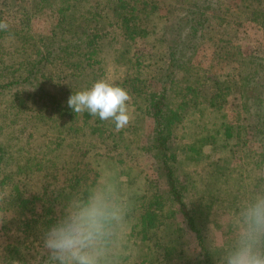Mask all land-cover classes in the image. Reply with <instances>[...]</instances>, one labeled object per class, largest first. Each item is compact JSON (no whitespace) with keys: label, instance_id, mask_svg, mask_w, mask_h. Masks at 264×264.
Masks as SVG:
<instances>
[{"label":"rangeland","instance_id":"obj_1","mask_svg":"<svg viewBox=\"0 0 264 264\" xmlns=\"http://www.w3.org/2000/svg\"><path fill=\"white\" fill-rule=\"evenodd\" d=\"M2 1L5 0H0V3ZM6 2L10 7H0V26H4L0 27V84L10 80L9 75L12 64H19L21 60V62L26 63L27 52L32 50L31 45H24L22 44L24 40L20 41L19 39L25 36L31 42V38L36 36L42 38V42L43 39L52 38L51 28L63 21L58 19L57 13L50 8L51 5L47 0H42L36 10L29 8L30 4L26 0H6ZM159 5L161 8L154 35L150 37L144 35L145 37L139 39L140 42L135 45H121L114 42L115 48L109 49L106 47L104 53L101 54V63H98L94 68L97 78L91 81L92 83H89L92 77L85 74L84 77L88 78H84L83 83L77 86L75 78L79 76L81 78L82 75H80V69L75 68V66L63 65L64 70L60 73L57 69L55 70L58 64L56 66L51 65L46 68L45 73L50 74L52 72L55 84H59L61 88L69 85L70 90L65 91L66 95H63L67 98L74 92L85 90L86 85H90L88 87L90 88L98 80L103 79L114 84L122 81L127 76L138 80L136 84L130 83L128 87V89H131L130 92L133 93L134 91L137 95L140 93L148 96L150 93L161 91L160 77L163 73L171 74L172 78H170L173 82L166 96H169L168 101L173 105L182 104V109H180L181 119L177 121L179 124L173 130L177 138L175 140L176 146L180 148L177 150V154L180 160L183 159V162H181L182 169L178 170L179 182L184 185L190 176L191 181H193L184 194L187 203L191 199L189 196H201L197 190L198 185H200L198 176H202V169L209 162L216 163L219 167H232V165L241 164L245 159L254 156L259 151L260 142L251 138L248 127L254 121V117L257 116V109L261 106L258 104L259 101H264V25L260 22L264 21V0H178L176 2L174 0H164ZM169 9H171L170 12H168ZM192 9L195 10L193 13H191ZM252 11L257 14V17H253L252 13L250 15L249 12ZM214 13L220 14L227 20L217 19ZM180 15L185 17V21L181 25L179 24ZM139 16V27H144L147 30L143 12H140ZM87 17L86 14H80L76 23L87 21ZM198 20L209 22L210 27L200 33L193 41L189 40L190 43L186 42L187 37H189L188 30L196 29ZM173 25L174 27L170 29ZM165 26L168 28L167 30H175L176 34L167 33ZM181 27L183 29H180ZM10 28L11 31H9ZM181 30V38L185 37V43L183 42L185 45L178 47L180 34L177 32ZM9 32L11 34H8ZM59 36L67 40H70L71 37L74 41L72 31L64 36ZM125 47L129 48H127L128 51L124 50ZM170 47L175 48L172 56L169 53L167 54ZM170 57L176 58L178 61L172 64ZM127 58H131V61ZM182 59H184V62L181 64ZM259 63L262 64L258 65ZM6 68L7 70H5ZM40 74H42V71L39 74L37 73V76ZM58 74H60V77H58ZM40 78H38L39 81ZM43 79L42 76L41 80L43 81ZM244 79L250 80L248 83H244ZM35 83L36 81L33 84L25 82L19 86L15 85L11 91L18 87L23 89L17 93L20 98L21 94L29 93ZM44 87L52 91L53 84L47 82L44 83ZM0 90L4 94L8 92L4 89ZM8 97L0 95V108H4ZM67 102L66 100L62 102V108L54 107L51 110L52 113L47 117L48 119L38 121V126L35 128L30 130L29 127L25 132L18 131L20 134L26 133L25 137L30 131L33 134L30 137L28 136L26 142L23 139L25 149L19 155L18 164H21L24 160L29 162L30 156H33L36 161L40 158V152L43 149L53 145L52 140L55 142L60 140L62 133H59L58 130L63 121H69L66 126L70 125V122L71 124L78 123L77 125L81 128L74 130L71 136L78 140L81 146L76 152L72 163L68 166L71 170L70 179L63 185L67 187V191L82 186L87 179L80 181L79 184L78 176H81L82 170L92 163L91 170L89 169L85 175L92 180L94 172H97L98 176L94 182L91 181L90 183L89 195L94 191H103L117 217L109 222L108 260L110 264H121L124 261L123 257L126 255L130 257L126 259L124 264H136L135 258L138 264L141 256L138 258L136 251L139 247L141 232L139 231L134 235L131 226L135 222L133 221L135 214H139L141 208L146 206L145 203L143 204L145 194L143 191L146 186L143 183L145 176L143 174H147L149 180L154 177L150 150H148V141L153 126L149 104L143 103V99L134 102L129 96L127 102V110L130 115L129 126H124L126 130L121 137H128L127 132L130 133V131H135L136 136L133 139L134 143L130 157L127 159L128 154L124 153L123 163H120L119 160L123 156L118 150L109 147L112 142H110V138L113 139L119 136L116 133L117 129L107 128L102 136H100L102 132L98 131L95 134H87L86 129L90 128V124L94 122V119L88 116L87 123L82 125L83 121L79 120L81 115L74 117L75 113L66 105ZM3 112L4 110L0 111V124L4 123ZM27 113V115H34L32 107ZM223 125L231 127V132L229 131L231 134L233 132L231 137L239 131L242 139L239 143L230 142L229 146H224L226 149L221 148L223 150H220L217 147L215 150V144H221L219 140L222 142V139L230 138V136L224 134ZM10 129H15L14 124H7L2 131L0 130L1 143L7 141V132ZM105 132L111 133L110 138H108L109 141L103 138ZM206 135H214L215 139L212 140V143H204L201 146L197 139ZM8 141L7 143L12 146L10 152L14 156H18L14 150L20 141L18 142L17 138L14 137L9 138ZM92 144L95 145L94 149H91ZM194 144L197 148L201 146V149L196 151L201 152L204 157H195L193 160L186 159L188 152L190 155L194 154L188 148V146ZM28 149L31 150L30 154H28ZM90 149L91 153L88 154ZM2 162L0 161V165H5V161ZM6 162V172L15 170L16 173L17 160L11 162L7 159ZM253 163L256 165V159L253 160ZM39 168L37 173L39 174V171L42 170L41 174H43L41 191H39L37 184L27 189V196L33 198L37 204L36 210H39L40 203L35 200V197L41 196L52 181V168L50 166L45 167L42 164ZM123 170H128L130 175L128 177L122 175L121 171ZM258 172L259 170L256 167L252 174ZM245 174L246 177L241 184L247 186L249 191L244 192V197L247 198L244 203L233 197L235 200L216 199L209 204L207 208L208 217L205 221H201L206 222L202 228L204 241H198L195 234L184 226L183 217L175 210V206L167 204L166 210L173 208L175 217L173 221L165 218L164 222L165 224H171L170 229L177 240L176 250L184 254L182 259L173 258L169 262L170 264H184L185 260L183 259L199 256L203 248H209L212 251L217 247L222 251L226 249L224 245L231 244L239 224L240 209L254 196L250 189L253 190L252 186L256 181L251 174L246 172ZM147 186L150 188L154 185ZM9 192L11 191L6 188L5 184H0V198L6 196ZM45 192L48 193L43 196L48 198L46 194L50 196V190L46 189ZM128 205L134 209L137 208V212H130L131 209L127 207ZM12 214V209L0 210V217L3 218L0 223V264H47L49 261L48 257H45L42 239L38 238L39 240L34 245L28 243L29 240H22L19 231L16 230V225L9 223ZM180 228L182 231H180ZM164 233L161 232V234ZM17 240L21 244H16L19 248L22 245L21 248L23 249L20 248L17 257H13V260L10 261L4 251L7 248L15 247ZM144 264H149V262L145 261ZM219 264H222V262Z\"/></svg>","mask_w":264,"mask_h":264},{"label":"trees","instance_id":"obj_2","mask_svg":"<svg viewBox=\"0 0 264 264\" xmlns=\"http://www.w3.org/2000/svg\"><path fill=\"white\" fill-rule=\"evenodd\" d=\"M26 1L30 4L29 8L36 10L39 8V3L42 0ZM47 1H49V4L51 5L50 8L54 9V12L57 13L59 17L58 19L60 21L63 20L62 23H57L56 26H53L51 28L52 38L43 39L42 42V38L36 36L31 38V42L26 39L27 37L25 36L20 38V41L24 40L22 41V44L31 45L32 50L31 52H27L28 57L26 63H24V61L21 62V60L19 61L20 65L17 62V64H12V70H10L9 75L11 77L10 80L4 84H0V89L8 91L4 94L3 91L0 90V95L4 97L9 96L6 99L7 103H5L4 108H0V111L4 110V123L0 124V130L2 131L7 124H14L15 129H10L7 132L6 140L8 141L9 138L14 137L17 138L18 142L20 141L14 150L15 153L18 154V156L15 155L16 157L10 152L12 146L7 143V141L0 142V161H5L4 163L6 165L7 159L11 162L17 160L16 173L15 170L6 172L5 165H0V184H5L6 188L11 191L6 196L0 198V210H13L9 223H14L16 225V230L19 231L20 238L26 241L29 240L28 243L31 245H34L39 240L38 238L42 239L47 227L65 216L74 204L86 200L90 196V183L91 181L94 182L98 176V173L94 172L93 180L86 177V172L89 169L91 170L92 167V163H90L84 170H82L81 176H78L79 184L81 183L80 181H84L85 178L87 179L82 186L80 185L76 189L67 191V187L63 185V183L70 179L69 176L71 170L68 166L72 163L76 152L81 146L79 141L71 136L73 135L74 130H79L81 127L77 125L78 123L71 124V122L70 125L66 126V123L69 121H63L58 130L59 133H62V138L56 142L52 140L53 145L49 146L47 149H43L40 152V158L35 161L33 156H30L31 158L29 162L24 160V162L18 164L19 155L25 149V142L27 141L28 136L30 137L33 135L32 131H30L28 132L27 137H25L24 135H26V133L20 134L18 131L25 132L29 127L30 130L35 128L38 126V121L48 119L47 117L52 113L51 110L54 109V107L62 108V102L64 100L68 101L69 99L63 96L65 91L70 90L69 85L61 88L59 84H55V78L53 79L52 72H50V74L45 73L47 71L46 68L58 64L55 70L57 69L61 73L64 70L62 68L63 65H67L68 67L75 66V68L80 69V75H82V79L80 76L75 78L76 85L80 86L83 83L84 78L88 77H92L91 80H89V83H92L91 81L97 78L94 73V68H96L95 66L98 63H101V54L104 53L106 47L109 49L115 48L114 42L121 45L128 44L131 46L139 43V39H142V37H150L151 35H154L157 27L156 21L161 8L159 3L164 0ZM174 1L176 2L178 0ZM1 6L10 7L6 0L0 3V7ZM170 11L171 9L168 10V12ZM194 11L195 10L192 9L191 13ZM140 12H143L144 14L147 30H145L144 27V29L139 27ZM249 13L250 15L252 13L253 17H257V14L254 11ZM80 14H86V17H90H87V21L84 20L77 24L76 21ZM214 15H216L217 19L223 21L227 20L225 17L220 16V14L214 13ZM180 16L179 24L181 25L185 21V17L183 15ZM202 22L203 21L198 20L196 29L192 28L188 30L189 37H187L186 42L190 43V41H193L200 33L210 27L209 22ZM260 22L264 25V21ZM173 27L174 25L171 26L170 29ZM167 29L168 28L166 27L167 33L171 32L176 34L175 30ZM180 29H183V27ZM11 30L12 29L10 28L9 31ZM71 31L73 32L72 37L74 41L71 37L70 40H67L64 37L59 36H64ZM177 33L180 34V41L177 46L182 47L185 45L183 44L185 37L181 38L182 30ZM8 34L11 33L9 32ZM127 48L125 47L124 50L128 51L129 48ZM173 50H175V48L170 47L167 54L169 53V55L172 56ZM170 58L172 64L178 61L176 58ZM127 59L131 61V58ZM183 62L184 59L180 61L181 64ZM261 64L262 63H259L258 65ZM44 69L46 70L44 71ZM5 70H7V68ZM40 71H42V74L37 76V73L39 74ZM85 74H88L89 76L84 77ZM42 76L44 82L41 80ZM39 77H41L40 81L38 79ZM58 77H60V74H58ZM170 77L172 78L171 74L163 73L160 77L161 91L158 93H150L148 96L142 94L143 97H141L142 95L139 92V95H137V93L134 91L132 93L130 92L131 89H128L131 82L132 84L138 82L135 78H129L127 76L122 81L114 83L115 85L124 87L134 102H137L138 99H143V103L146 102L149 104L150 114L153 120L152 132L148 141V150H150V159L154 170V177L149 180L147 174H143L145 175L143 183L146 185L143 191L145 193L143 196V204L145 203L146 206L141 208L139 214H135L133 217V221L135 222L131 226L134 235L139 233V231L141 232L139 247H137L136 251V256L138 255V258L141 256V260L138 264H144L145 261H148L149 264H170L169 262L173 258L182 259V256L184 255L182 252L176 250L177 240L174 238V234L170 229L171 224H165L164 222L165 218L172 219L173 221L175 217L173 208L166 210L167 204L175 206V210H177L183 217L184 226L195 234V238L198 241H204L202 228L205 226L206 222L201 221H205L208 217L207 208L209 207V204L216 199H227L231 201V199L235 200V198H238L242 203L247 199L244 197V192H248L249 189L247 186L241 184L242 180L246 177L245 172L251 174L256 181L252 186L253 190L250 189L251 193L253 195L264 193V101H259L258 104L261 106L257 109V116L254 117V121L248 127L251 138L260 142L259 151L254 156L245 159L243 162L241 161V164L236 166L232 165V167H219L218 164L209 162L207 166L203 167V172L201 173L202 176H198L200 185H198L197 190L201 196H189L191 199L187 203L185 202L186 197L184 198V194L187 192L188 187H190L191 182L193 181H191L190 176L184 185L182 182H179L180 178L178 170L182 169L181 162H183V159L180 160L177 154V150L180 148L176 146L175 140L177 138L173 130L176 128V125L178 126L179 124L177 121L181 119L180 109H182V104L179 103L173 105L168 101L170 98L169 96H166V93L173 82ZM245 79L243 80L244 83H248L250 80ZM35 81L36 83L33 85L32 90L27 94H21L20 98L17 93L21 92L23 89L18 87L11 91L15 85L19 86L25 82L33 84ZM47 82L53 84L52 91L47 90L46 87H44V83ZM89 86L86 85L85 88L88 89ZM75 93L76 92H74V94ZM66 105L69 106L68 102ZM31 107L34 113L32 116L27 115V111L30 110ZM74 113V117L81 115L79 120L81 122L83 121L82 125L87 123L88 116H91V118L94 119V122H91L90 124V128H88V130L86 129L87 134H95V132L98 131L102 132L100 135L102 136L107 128H116V133L119 136L112 139L109 137L111 133L107 132V134L105 132L103 138L105 140L110 138V142H112L109 144V147L118 150L123 156L120 158L121 160H119L120 163H123L122 159L124 158V153L128 154L127 159L130 157L132 145L134 143L133 139L134 136H136L135 131H130V133L127 132L128 137L123 138L121 135L125 133L126 128L122 127L118 129L112 119L101 120L98 116H93L86 110ZM128 126L129 125L127 124V127ZM17 128L18 130L15 133ZM223 128L224 134L230 136V138L222 139V142L219 140V143L221 144H215V150L217 147L220 150L226 149L224 146H229L230 142L239 143L242 139V135H240L239 131H237L236 135L231 137L233 132L232 134L229 133L231 130L229 125H223ZM23 139H25V142ZM214 139V135H206L200 136L197 141L203 146L204 143H212V140ZM92 146L91 149H94L95 145L92 144ZM201 146L199 148H197L195 144L188 146V148H190L189 151L194 154L190 155L188 152L186 159L193 160L195 157L203 158L204 155H202L201 152L196 151L201 149ZM91 149L88 150V154L91 153ZM30 153L31 150L28 149V154ZM254 158L256 159V165L253 163V160H255ZM206 162L208 161L206 160ZM41 164L45 167L50 166L52 168V181L48 184V187L45 188V190H50V196L46 194V197L48 198L44 197L45 193H48L45 192V190L41 196L37 198L35 197V200L40 203L38 206L39 210H36L37 204L34 202L33 198L27 196V189L32 188L37 184L39 191H41L42 170L39 171V174L37 173ZM256 167L259 172L252 174ZM121 173L125 177L130 175L128 170H123ZM147 185L154 186L149 188ZM204 201L206 202L205 204L203 203ZM171 206H169V208H171ZM127 207L131 209L130 212H137V208L134 209L129 205ZM125 213H127V211H125ZM2 221L3 218L0 217V223ZM162 231L165 233L161 234ZM180 231H182L181 228ZM16 243H19V245L21 244L17 240L14 245L15 247L7 248L4 251V254L8 256L10 261L13 260V257H17L19 250L22 247L21 245L19 248ZM229 245L230 244L227 243L224 246L227 248ZM207 249L203 248L199 256H191V258L187 257L186 259H183L185 260L184 264H219L222 262L221 254L224 249L222 251L217 247L212 251L209 250V248ZM44 251L45 257H48L47 250L44 249ZM129 257L125 255L123 257L124 261H122L121 264H124ZM135 263L137 264L136 258ZM47 264H49V262Z\"/></svg>","mask_w":264,"mask_h":264},{"label":"clouds","instance_id":"obj_3","mask_svg":"<svg viewBox=\"0 0 264 264\" xmlns=\"http://www.w3.org/2000/svg\"><path fill=\"white\" fill-rule=\"evenodd\" d=\"M128 101L126 89L101 79L72 94L68 105L74 112L86 110L101 120L112 119L119 129L130 120ZM116 218L103 191L74 204L43 234L49 264H110L109 222ZM221 255L222 264H264V193L255 194L240 209L235 237Z\"/></svg>","mask_w":264,"mask_h":264}]
</instances>
